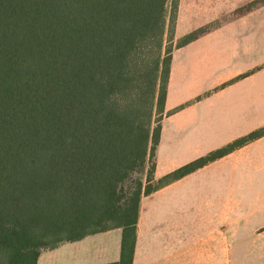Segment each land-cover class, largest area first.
<instances>
[{
    "label": "trees",
    "instance_id": "obj_1",
    "mask_svg": "<svg viewBox=\"0 0 264 264\" xmlns=\"http://www.w3.org/2000/svg\"><path fill=\"white\" fill-rule=\"evenodd\" d=\"M180 0H0V264L122 229L132 264L141 199L264 136L155 181Z\"/></svg>",
    "mask_w": 264,
    "mask_h": 264
},
{
    "label": "crops",
    "instance_id": "obj_2",
    "mask_svg": "<svg viewBox=\"0 0 264 264\" xmlns=\"http://www.w3.org/2000/svg\"><path fill=\"white\" fill-rule=\"evenodd\" d=\"M263 27L264 14H240L173 51L155 181L264 128ZM122 235L63 243L37 264L117 263ZM132 264H264V136L144 196Z\"/></svg>",
    "mask_w": 264,
    "mask_h": 264
},
{
    "label": "rangeland",
    "instance_id": "obj_3",
    "mask_svg": "<svg viewBox=\"0 0 264 264\" xmlns=\"http://www.w3.org/2000/svg\"><path fill=\"white\" fill-rule=\"evenodd\" d=\"M249 12L264 14V0H180L176 36L172 45L176 44L181 33L186 34L191 26L202 22V19L212 16V22L207 25L214 28ZM262 31L264 37V27Z\"/></svg>",
    "mask_w": 264,
    "mask_h": 264
}]
</instances>
